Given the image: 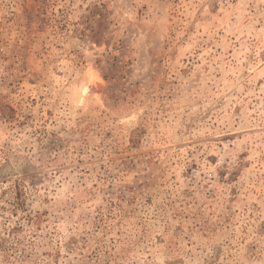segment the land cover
<instances>
[{
	"label": "rangeland",
	"instance_id": "rangeland-1",
	"mask_svg": "<svg viewBox=\"0 0 264 264\" xmlns=\"http://www.w3.org/2000/svg\"><path fill=\"white\" fill-rule=\"evenodd\" d=\"M0 264H264V0H0Z\"/></svg>",
	"mask_w": 264,
	"mask_h": 264
},
{
	"label": "trees",
	"instance_id": "trees-1",
	"mask_svg": "<svg viewBox=\"0 0 264 264\" xmlns=\"http://www.w3.org/2000/svg\"><path fill=\"white\" fill-rule=\"evenodd\" d=\"M13 199H20V192L17 191V189H16V193H15ZM13 208H14V209L17 208L16 205H13ZM14 229H15V228H14ZM14 229H13V230H14Z\"/></svg>",
	"mask_w": 264,
	"mask_h": 264
}]
</instances>
